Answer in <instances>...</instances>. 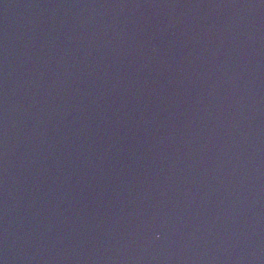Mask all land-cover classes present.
<instances>
[{
    "label": "water",
    "instance_id": "95a60500",
    "mask_svg": "<svg viewBox=\"0 0 264 264\" xmlns=\"http://www.w3.org/2000/svg\"><path fill=\"white\" fill-rule=\"evenodd\" d=\"M0 264H264V0H0Z\"/></svg>",
    "mask_w": 264,
    "mask_h": 264
}]
</instances>
